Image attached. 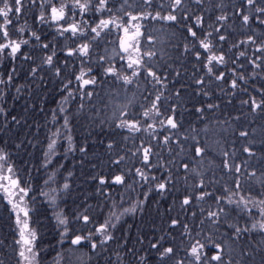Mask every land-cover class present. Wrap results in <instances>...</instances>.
<instances>
[{
    "label": "snow or ice",
    "instance_id": "1",
    "mask_svg": "<svg viewBox=\"0 0 264 264\" xmlns=\"http://www.w3.org/2000/svg\"><path fill=\"white\" fill-rule=\"evenodd\" d=\"M24 65L29 96L32 84L40 91L49 78L61 96L50 109L51 127L48 120L44 124L47 143L37 170L47 172L61 147L65 157L77 150L89 157L87 137L78 143L73 135L84 119L89 137L95 128L111 134L105 147L111 165L132 160L119 173L92 164L95 193L107 200L104 189L120 186L128 199L119 193L118 201L98 204L95 215L85 201L69 214L60 197L71 194L73 173L50 187L65 168L55 161L59 167L35 194L31 173L28 181L19 177L5 140L0 196L11 213V238L0 239L7 256L0 264H42L47 249L34 219L37 195L51 210L57 245L67 244L69 254L87 248L89 262L264 264V0H0V130L27 122L6 106L7 90L15 87V100L25 87L16 84ZM121 89L127 102L113 104ZM221 96L229 105L238 101L237 115H216L220 104L213 100ZM30 107L35 106H26L25 114ZM184 111L196 117L187 128L177 116ZM257 119L259 140L255 128L248 130ZM210 132L216 137L212 158L207 140L199 139ZM28 143L36 147L33 139ZM22 146V139L15 143ZM173 189L172 203L160 211L155 201L153 216L150 194L163 198ZM137 212L141 223L125 228L123 218ZM63 260L57 252L53 264Z\"/></svg>",
    "mask_w": 264,
    "mask_h": 264
},
{
    "label": "trees",
    "instance_id": "2",
    "mask_svg": "<svg viewBox=\"0 0 264 264\" xmlns=\"http://www.w3.org/2000/svg\"><path fill=\"white\" fill-rule=\"evenodd\" d=\"M31 22V21H30ZM158 38L160 34H157ZM51 37H49L50 39ZM19 62L17 63V67H19ZM25 71H21L16 79V84L18 85H25L23 91L19 94L17 99H13V96H16L15 87H11L7 90L8 99L7 105L14 115H26L27 122L20 126H13L10 130H0V147H5L4 141L7 140L8 144L6 150L11 153V163H14L16 171L19 174V177L23 181L29 180V172L31 173V182L35 187V194H38L40 188L44 184V180L47 178V174L51 173L53 168H58L59 165L55 163V161H59L62 163L65 168L59 169V175L56 177V183L50 185V187H57L58 185H62L64 183V176L67 175L68 171L73 173L72 177L70 178V183L72 185V192L67 197L61 196V203L60 207L64 208L66 212L69 214L75 212L81 204L85 201L87 204H91L93 206V214L95 215L99 212V208L97 207L98 204L101 202L105 204L111 203V198L114 197L117 201L119 200V193H125V199H128V195L126 193L125 188L120 186H109L105 188L104 191L108 193L109 199L105 200V198L101 195H97L95 193V185L89 179L90 174L92 173L91 165L95 164L97 166V171L102 172H113L119 173L120 168H123L126 172L128 166L131 165L132 160L128 159L124 164L120 166V168H116V166L111 165L108 162V156L105 154V147L108 142V136L111 135L110 133L106 134L105 132H101L99 128H95L92 131V135L89 137L87 134V130L85 128V124L87 123L86 120L82 119L80 123L76 124L74 128V139L78 143H83L84 139L87 137L88 144H89V157L85 159L82 154L79 153L77 150L76 152H70L67 156H64V148L61 147L58 149V155L52 157L54 163L49 166L47 172L44 169H39V163L43 159L41 153V146L46 145L47 141L45 140V136L47 135V130L44 127L45 121H49V127H51V112L50 109L57 107L56 101L61 99V96L58 92V86L54 83L51 78L44 84L43 88L40 91L36 90L35 84H32V95L29 96L28 94V87L29 81L25 79L27 65H24ZM4 67L0 66V75L4 74ZM258 86V85H257ZM115 88V86H113ZM133 89L130 88L128 92V96H131ZM43 97V99H41ZM107 99V98H106ZM198 99H204L200 97ZM228 97L221 96L218 99L213 100L214 103L220 104V109L217 111L216 115L220 119H226V113H231L233 116L237 115L236 108L233 105L238 106V101H233L232 105L227 103ZM125 94L123 90H120V95L115 97L112 100L113 104L119 103L123 104L126 103ZM34 105L35 107H30L28 113H24V109L26 106ZM44 107L45 111H39L40 107ZM67 107V106H66ZM188 109H191V104L185 106ZM73 111L75 108L73 107ZM102 108V112H103ZM107 114H111V109H108ZM179 119L184 121V127L187 128L189 122H195L196 117L195 115L190 114L189 111H184L183 116L181 117L179 112L177 114ZM10 119V117H9ZM250 119V118H249ZM38 122L41 127L37 130L35 123ZM241 123L247 124L248 121L242 118ZM63 124V120L60 119L57 126ZM260 124L261 121L257 119L253 124H250L248 127L249 131H252L253 128L256 129V138L259 140L261 138L260 134ZM29 125H32L29 128ZM203 124H199V127H203ZM235 126V125H234ZM54 130V129H53ZM216 131V130H213ZM228 135L229 139H232L231 129H229ZM215 135L212 132L209 133L207 137L201 135L199 137L201 144H204L205 140L208 142L209 147V158H212V154L214 151L213 141L215 139ZM23 140V146L20 149L15 148V143L20 142ZM29 139H33V142L36 143V147H33L31 144L28 143ZM101 139H104V144L99 143ZM119 139V137H117ZM60 144H65V140H60ZM139 143V141H137ZM97 152V156H93L92 153ZM123 154V153H121ZM259 155V153H258ZM219 158L217 157V160ZM138 166V165H137ZM251 171V169H249ZM257 176H259V171H257ZM130 182V181H129ZM248 187V183H245V188ZM253 187L256 191H259V185L253 183ZM147 190V187L144 189ZM44 191H48V188H45ZM140 189H137L139 192ZM175 195V189H173L172 193H169L166 197L161 198L160 196L156 195L155 193L150 194V199L147 202L149 207L152 209V215L155 216V201L159 200V208L160 211H164L168 208V206L172 203L173 198ZM87 198V199H86ZM132 198H136V194H132ZM44 197L37 195V205H36V212L34 213V219L40 222V232L42 235L41 246L46 248L47 250L42 253V264H53L54 259L57 256V252H62L64 256V260L62 264H97L96 257H93L92 260L88 261V252L87 248H79V251L69 254L66 249L68 245L65 244L63 246L57 245L56 241L58 239L57 233L55 231V223L52 220L51 210L48 208L47 204L44 203ZM140 199H143L141 196ZM129 203H125L124 207H128ZM107 208H105V212ZM175 214V213H173ZM124 227L127 228L128 225H139L141 223V213L137 212L135 216L129 215L125 216ZM149 219L147 215L144 216V220ZM10 224H11V213L7 210L6 202L3 200L2 196H0V239L3 240H10L11 238V231H10ZM132 235L136 234V228L133 227L130 229ZM119 235V233H117ZM51 245L52 247H49ZM10 251V250H9ZM0 259L7 260V256L3 255L0 252ZM102 264V261H101Z\"/></svg>",
    "mask_w": 264,
    "mask_h": 264
}]
</instances>
